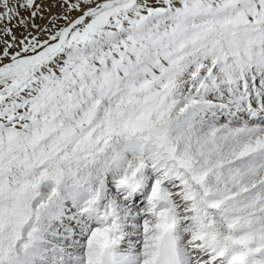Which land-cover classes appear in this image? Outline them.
<instances>
[{"label":"snow or ice","instance_id":"obj_1","mask_svg":"<svg viewBox=\"0 0 264 264\" xmlns=\"http://www.w3.org/2000/svg\"><path fill=\"white\" fill-rule=\"evenodd\" d=\"M0 264H264V0H0Z\"/></svg>","mask_w":264,"mask_h":264}]
</instances>
